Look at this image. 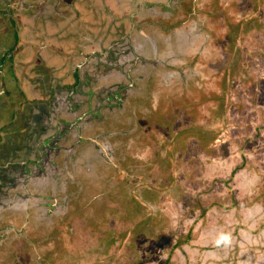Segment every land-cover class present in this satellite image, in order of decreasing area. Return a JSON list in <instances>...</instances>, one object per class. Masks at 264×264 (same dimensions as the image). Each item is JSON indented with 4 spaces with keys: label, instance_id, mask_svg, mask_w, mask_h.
I'll return each mask as SVG.
<instances>
[{
    "label": "rangeland",
    "instance_id": "374dc122",
    "mask_svg": "<svg viewBox=\"0 0 264 264\" xmlns=\"http://www.w3.org/2000/svg\"><path fill=\"white\" fill-rule=\"evenodd\" d=\"M202 5L208 47L158 103V146L114 140L109 186L89 207L64 184L39 195L53 217L31 264H264V0Z\"/></svg>",
    "mask_w": 264,
    "mask_h": 264
},
{
    "label": "crops",
    "instance_id": "0c3cea01",
    "mask_svg": "<svg viewBox=\"0 0 264 264\" xmlns=\"http://www.w3.org/2000/svg\"><path fill=\"white\" fill-rule=\"evenodd\" d=\"M3 1L9 14L3 28L10 39L20 38L13 70L24 106L16 126L12 117L0 123V262L31 264L44 242L40 228L53 217L39 213V195L48 192L55 199L66 186L80 145L93 146L98 159H114L110 136L117 129L110 114L124 111L134 92L125 90L127 76L149 71L153 56L161 51L169 56L175 46L188 45L189 59L205 55L207 0ZM0 44L9 46L2 38ZM133 56L139 66L131 69ZM171 58L189 66L190 60ZM40 152L46 156L43 167L33 166ZM97 157L84 163L91 167ZM28 179L37 187L12 189L13 182Z\"/></svg>",
    "mask_w": 264,
    "mask_h": 264
},
{
    "label": "flooded vegetation",
    "instance_id": "af4514ba",
    "mask_svg": "<svg viewBox=\"0 0 264 264\" xmlns=\"http://www.w3.org/2000/svg\"><path fill=\"white\" fill-rule=\"evenodd\" d=\"M175 48V53L173 52L172 54L171 52L169 56L165 55L162 51L158 54L157 58L153 56V60L148 66L149 71H146V74L140 75L139 73H131L127 76L125 90L134 92L131 95L129 94L124 111L117 110L114 114H110L111 122L115 124V128L117 129L116 132L111 133L110 137L113 138L111 139L112 141L127 140L130 141V144L132 143L131 146L134 145V147L144 143L148 146L152 145V147L155 148L158 146L159 141L157 138L159 136L157 132L155 134L153 132V129L156 127L158 103L162 101L166 103L168 99L174 96V91L179 87V84L184 86L183 84L185 81L190 80V72L188 71L189 66L182 63V60H172L171 58L173 55H178L179 58H183L184 61L189 60L187 49L182 50V48L177 46H175ZM131 58L132 60L129 62V64H131L130 68L133 69L136 65L139 66L135 63L136 59L134 56ZM153 65H155V69L158 70L157 73L154 72L155 69H153ZM45 68L48 69V67ZM160 72L162 74H159ZM164 76L174 81V83L169 85L162 84L161 82L164 80ZM95 131H97L95 132L97 134L100 132L97 128ZM124 131H126V133ZM106 148L108 149V147ZM113 149L114 159L110 160L109 158L108 161H104L98 159L93 146L80 145L77 151V166L73 167V174L71 177L67 178L66 181V192L69 194L70 204L73 205L74 203L77 204V207L86 208L94 204V199L98 195H105L104 192L109 186V167L114 166L117 154L114 146ZM127 149L129 148L125 146L124 154L128 153ZM91 155L97 157V159H95V162L91 165V167H94V171L87 172L86 169L88 165L84 163V160L86 158L88 159ZM120 156L122 157L123 153L120 152ZM124 161L125 159L121 158V162ZM98 169L101 172H98ZM96 172L101 175L100 179L96 175ZM59 221L63 222L60 219ZM47 234L48 233H44L42 235L44 241L46 240Z\"/></svg>",
    "mask_w": 264,
    "mask_h": 264
},
{
    "label": "water",
    "instance_id": "95a60500",
    "mask_svg": "<svg viewBox=\"0 0 264 264\" xmlns=\"http://www.w3.org/2000/svg\"><path fill=\"white\" fill-rule=\"evenodd\" d=\"M4 17H9V14L5 10V2L2 0L0 1V39L2 38L4 41H6V43H9V46L0 44V62H3V66L0 68V123L9 117H12L11 126L14 127L21 119L20 111L24 106L22 101L24 90L20 81L18 80L19 78L17 77V74L13 70V60L15 58L14 53L17 51L20 38L19 40L10 39V33L5 31L3 28L5 27V23L2 21L5 19ZM11 17L13 18V16ZM10 41H12V43ZM7 62H10V67H5V63ZM1 128L2 127H0V134L2 130ZM1 155L2 158L8 157V153L5 152L1 153ZM45 157L46 156L40 152V154H37V156L34 158L35 161H33L32 165L36 167H43ZM27 183L34 187H37L38 185L35 180L28 179L27 182L24 181L19 184L17 182H13L12 189L15 191V189L19 187L17 190L23 191L25 190L24 188ZM42 206H46V203L42 202Z\"/></svg>",
    "mask_w": 264,
    "mask_h": 264
},
{
    "label": "trees",
    "instance_id": "16d2710c",
    "mask_svg": "<svg viewBox=\"0 0 264 264\" xmlns=\"http://www.w3.org/2000/svg\"><path fill=\"white\" fill-rule=\"evenodd\" d=\"M207 136V134L204 132L203 133V136L201 137V140L203 141V139L205 138ZM216 139V134H215V136L213 137V139L212 140H215ZM205 140V139H204ZM199 143V142H198ZM197 143V144H198ZM201 143V142H200ZM199 143V144H200ZM226 146H227V144H225ZM209 146V142H207V143H204L203 145H202V143H201V147H204V148H207ZM188 147V146H187ZM187 147L185 148V151H187ZM226 148V147H225ZM212 153H214V151H212V150H210ZM223 156H226V155H223ZM169 177V176H168ZM168 177H165V179H168ZM166 182V181H165ZM169 259L164 263V264H169Z\"/></svg>",
    "mask_w": 264,
    "mask_h": 264
}]
</instances>
